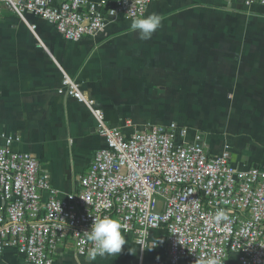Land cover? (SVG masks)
I'll use <instances>...</instances> for the list:
<instances>
[{
  "label": "crops",
  "instance_id": "0c3cea01",
  "mask_svg": "<svg viewBox=\"0 0 264 264\" xmlns=\"http://www.w3.org/2000/svg\"><path fill=\"white\" fill-rule=\"evenodd\" d=\"M152 13L162 23L148 40L132 31L133 21L115 19L99 35L72 43L52 25L0 4V145L2 135L16 137L15 149L36 157L61 195L78 192V176L105 146L97 132L98 114L113 127L131 125L130 120H138L135 125L170 124L153 122L154 117L151 122L142 113L128 115L129 80L140 90L149 82V88L156 86L142 80L147 69L150 78L164 79V88L211 85L216 111L212 128L195 122L180 125L191 135H204L211 154L219 155L227 146L238 167L264 162V7L221 0H156L146 16ZM191 14L213 15L212 64L206 73L204 54L191 60L188 55ZM65 77L78 84L85 102L59 93ZM193 77L200 80L189 81ZM123 235L126 245L118 256L91 260L65 250L58 264H169L165 246L141 251L132 234ZM158 236L152 233L151 241ZM11 255L16 253L4 256ZM228 264L241 262L235 255Z\"/></svg>",
  "mask_w": 264,
  "mask_h": 264
},
{
  "label": "built area",
  "instance_id": "2783aa9c",
  "mask_svg": "<svg viewBox=\"0 0 264 264\" xmlns=\"http://www.w3.org/2000/svg\"><path fill=\"white\" fill-rule=\"evenodd\" d=\"M156 0H0L19 15L55 27L79 43L102 33L115 19L146 17ZM264 7V0H221ZM59 93L84 101L65 77ZM105 140L85 172L79 190L61 195L40 161L2 135L0 145V257L14 251L25 264H58L62 251L92 257L85 232L95 219L112 217L141 248L162 245L169 264H264V162L238 167L226 146L219 155L205 136L177 123L128 132L130 123L109 126L98 114ZM223 210V219H217ZM158 232L156 241L151 235ZM143 242V245L141 244Z\"/></svg>",
  "mask_w": 264,
  "mask_h": 264
},
{
  "label": "rangeland",
  "instance_id": "374dc122",
  "mask_svg": "<svg viewBox=\"0 0 264 264\" xmlns=\"http://www.w3.org/2000/svg\"><path fill=\"white\" fill-rule=\"evenodd\" d=\"M187 22L190 23L188 26V36L190 43L188 48V55L190 60L194 56H202L204 68L203 71L206 73V67L212 64V48H213V37H212V14H191L187 16ZM198 23H203L204 27L198 26ZM185 30V28H184ZM183 30V31H184ZM184 48V47H183ZM208 53L206 54L205 53ZM150 70H146L142 75V80L145 82L151 81V84L156 85L153 88H149L147 83L146 87L139 88L132 87L131 79L130 84L127 88V94L125 95L126 105L128 106V115L133 117L135 114L142 113L149 121L164 123H177L186 124V122H195L199 125L207 126L209 129L212 128V121L216 111L213 110V94L211 85L191 83L190 86L174 85L164 88V79L161 78H150ZM122 79L114 78L112 81L118 82ZM174 81L179 82V78H173ZM198 78H189V81H197ZM162 81V82H160ZM205 81V79L203 80ZM187 90L182 91L180 90ZM182 91V92H181ZM133 104L130 105V102ZM132 106V107H130ZM154 117V118H152ZM139 122L138 120H135ZM135 121H131L130 129L140 130L150 126L157 125L155 123H145L143 125H135ZM133 122V123H132ZM208 124V125H207ZM68 262H66L67 264ZM0 264H25L24 260L16 255L2 256L0 257Z\"/></svg>",
  "mask_w": 264,
  "mask_h": 264
},
{
  "label": "clouds",
  "instance_id": "9594fccd",
  "mask_svg": "<svg viewBox=\"0 0 264 264\" xmlns=\"http://www.w3.org/2000/svg\"><path fill=\"white\" fill-rule=\"evenodd\" d=\"M161 17L152 13L146 17L141 16L135 19L130 27L132 31L138 34L141 40H148L153 33L161 27ZM216 218L223 219V210H217ZM123 225L119 219L112 217H104L95 219L90 230L85 232L88 238L93 242L92 257L99 255L100 257L118 256L122 247L126 245V239L122 232ZM143 245V242H141ZM141 251L151 250L143 246ZM130 254H133L129 249ZM134 255V254H133ZM208 264H217L215 259H210Z\"/></svg>",
  "mask_w": 264,
  "mask_h": 264
}]
</instances>
